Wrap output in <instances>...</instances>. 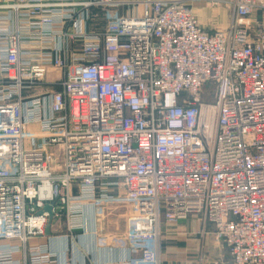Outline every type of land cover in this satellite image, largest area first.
Here are the masks:
<instances>
[{"label":"built area","instance_id":"1","mask_svg":"<svg viewBox=\"0 0 264 264\" xmlns=\"http://www.w3.org/2000/svg\"><path fill=\"white\" fill-rule=\"evenodd\" d=\"M194 1L234 19L208 29ZM261 13L264 0L0 3V264H99L70 244L92 226L102 239L120 209L124 255L103 264H161V222L190 214L234 264H264ZM54 71L59 88L36 93ZM47 204L62 234H46Z\"/></svg>","mask_w":264,"mask_h":264},{"label":"crops","instance_id":"2","mask_svg":"<svg viewBox=\"0 0 264 264\" xmlns=\"http://www.w3.org/2000/svg\"><path fill=\"white\" fill-rule=\"evenodd\" d=\"M3 1L0 0V3ZM193 7L200 23L211 30L225 29L234 19V7L231 5L210 7L204 1H194ZM260 16L264 18V13ZM4 25L6 23L0 22V26ZM124 214L125 210L120 209L109 214L98 225L100 240L93 239L92 226L87 239L81 237L83 239L70 244L68 257L77 262L85 259L99 264L122 258L123 250L119 249L121 245L115 242V238L126 229ZM63 231L64 228L50 229V236L62 234ZM45 241H48L47 237ZM49 241L53 248L66 255L65 247L58 248L54 239ZM160 247L161 264H234L223 239L216 235L213 225L200 214H190L174 221L164 219L161 222Z\"/></svg>","mask_w":264,"mask_h":264},{"label":"rangeland","instance_id":"3","mask_svg":"<svg viewBox=\"0 0 264 264\" xmlns=\"http://www.w3.org/2000/svg\"><path fill=\"white\" fill-rule=\"evenodd\" d=\"M98 18H100V17L99 16H96L95 17V23L94 24H96V25L99 24V23H101V20H98ZM46 78H47L46 79L47 82H44L40 86H38L36 88V90H35L36 93L45 92V91H48V90H56V89L59 88L58 81L60 80V78H59L58 73H56V71H54L53 73H50L49 75H47ZM212 88L206 87L203 90L202 94H201L202 97L203 98H206V96L210 97ZM64 223H65V218H64L63 215L60 218L59 217H56L55 219L53 218V221H52V223L50 225V229H54V228H64V225H65ZM40 241H44V239L38 238V239L32 240L31 242L32 243H38Z\"/></svg>","mask_w":264,"mask_h":264},{"label":"water","instance_id":"4","mask_svg":"<svg viewBox=\"0 0 264 264\" xmlns=\"http://www.w3.org/2000/svg\"><path fill=\"white\" fill-rule=\"evenodd\" d=\"M43 211H46L48 212V215H49V218H48V223L46 225V229H45V232L47 235L50 234V225L53 221V218H54V214H53V204H47L45 205ZM43 211H40V212H43Z\"/></svg>","mask_w":264,"mask_h":264}]
</instances>
